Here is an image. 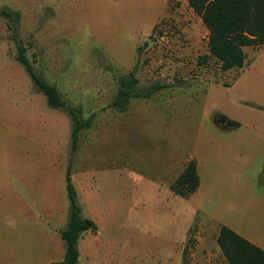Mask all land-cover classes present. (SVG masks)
Returning a JSON list of instances; mask_svg holds the SVG:
<instances>
[{
    "label": "rangeland",
    "instance_id": "1",
    "mask_svg": "<svg viewBox=\"0 0 264 264\" xmlns=\"http://www.w3.org/2000/svg\"><path fill=\"white\" fill-rule=\"evenodd\" d=\"M5 9L20 14L35 70L67 107L95 117L73 152L69 114L37 91L0 14V264L65 253L68 176L83 214L100 222L81 238L79 264L218 261L223 225L264 241V46L244 47V67L223 71L187 0H0ZM132 73L166 88L120 112L118 77ZM191 161L201 184L183 198L171 186ZM56 202L64 213L47 228Z\"/></svg>",
    "mask_w": 264,
    "mask_h": 264
},
{
    "label": "trees",
    "instance_id": "2",
    "mask_svg": "<svg viewBox=\"0 0 264 264\" xmlns=\"http://www.w3.org/2000/svg\"><path fill=\"white\" fill-rule=\"evenodd\" d=\"M189 7L202 20L208 30L209 57L220 62L222 70L242 68L246 55L244 47L261 48L264 46V0H187ZM0 14L9 21L12 36L17 44L16 60L24 67L37 91L44 94L50 107L62 109L71 118V149L79 148L80 132L92 127L95 113L83 118L79 108L67 107L61 93L54 84L38 73L33 62L26 54L27 48L18 38L20 14L12 10H1ZM207 57L201 59L206 62ZM166 88L159 82L141 87L134 74L118 77V90L112 106L120 112L126 111L132 99L152 97ZM69 198L68 220L59 231L63 240L65 254L61 262L53 264H79V242L84 233L98 231L97 224L82 215L78 193L70 176L67 177ZM201 184L195 161L186 166L181 177L171 189L179 196L187 198L197 191ZM223 256L229 264H264V250L253 244L231 228L223 225L216 239Z\"/></svg>",
    "mask_w": 264,
    "mask_h": 264
},
{
    "label": "crops",
    "instance_id": "3",
    "mask_svg": "<svg viewBox=\"0 0 264 264\" xmlns=\"http://www.w3.org/2000/svg\"><path fill=\"white\" fill-rule=\"evenodd\" d=\"M157 21V20H156ZM202 21V20H201ZM155 23L156 22H154V24H153V26H152V28H151V30H153V28H154V26H155ZM206 28V27H205ZM151 30H150V32H151ZM208 31V30H207ZM209 34V33H208ZM214 59V58H213ZM216 60V59H215ZM219 62V61H218ZM245 62H246V60H245ZM219 64H220V62H219ZM245 65V64H244ZM220 66H221V64H220ZM244 67V66H243ZM242 67V68H243ZM242 68H234V69H230V70H226V71H233V70H235V69H242ZM222 69V68H221ZM224 71V70H223ZM236 84V80H235V82H234V84L231 86V87H229V89H231L232 87H234V85ZM222 114V113H221ZM223 115V114H222ZM223 116H225V115H223ZM238 128V127H237ZM233 129H235V128H233ZM194 194V193H193ZM80 204V203H79ZM81 206V205H80ZM63 207H64V204L62 203L61 204V208L59 209V206H58V202H56L55 204H52V207H51V210H52V212H50L49 213V211H50V208H47V210H46V213H44V215H45V219H44V222H45V226H47V228H48V222H49V220L51 219L52 221H54V222H56L57 221V218L59 217V212H61L60 214L61 215H63ZM82 208V207H81ZM82 215L84 216V217H87V216H85L84 214H83V210H82ZM87 218H90V219H92L96 224H97V226H98V229H99V227H100V222L98 221V220H96V217H87ZM66 225V224H65ZM64 228V227H63ZM63 228H61V229H63ZM60 229V230H61ZM220 231V230H219ZM219 231L216 233V236H215V243H217L216 242V239H217V236H218V234H219ZM90 232V231H89ZM236 232V231H235ZM87 233V232H86ZM86 233H84V234H86ZM238 234H240L241 236H243L244 238H246L247 240H249L250 242H252L253 244H255V245H257V246H259L260 248H262L263 250H264V241H262L261 239H259V238H257V237H255L254 235H249V236H247V235H245V234H243V233H238ZM216 249H217V247H216ZM218 251L217 252H219L220 254H222V252H221V250H219V249H217ZM200 254H202V251L201 252H199ZM64 254L65 253H63V250H58V255H59V259L58 260H56V262H61L62 260H63V258H64ZM55 263V262H54ZM196 264H229L228 263V261L226 260V258L223 256V254H222V257L218 260V261H216L215 259H213L211 256H208V257H198V259L196 260Z\"/></svg>",
    "mask_w": 264,
    "mask_h": 264
},
{
    "label": "water",
    "instance_id": "4",
    "mask_svg": "<svg viewBox=\"0 0 264 264\" xmlns=\"http://www.w3.org/2000/svg\"><path fill=\"white\" fill-rule=\"evenodd\" d=\"M217 121L221 124H224L227 129H233L236 127L233 122L226 120L224 117H219Z\"/></svg>",
    "mask_w": 264,
    "mask_h": 264
},
{
    "label": "built area",
    "instance_id": "5",
    "mask_svg": "<svg viewBox=\"0 0 264 264\" xmlns=\"http://www.w3.org/2000/svg\"><path fill=\"white\" fill-rule=\"evenodd\" d=\"M166 29H167V26L165 23H163V22L158 23V31L159 32L164 33L166 31Z\"/></svg>",
    "mask_w": 264,
    "mask_h": 264
}]
</instances>
